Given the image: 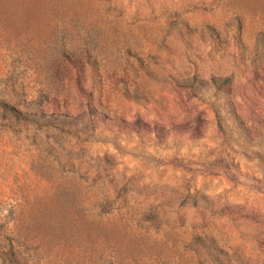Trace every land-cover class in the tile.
Wrapping results in <instances>:
<instances>
[{
  "label": "rangeland",
  "instance_id": "1",
  "mask_svg": "<svg viewBox=\"0 0 264 264\" xmlns=\"http://www.w3.org/2000/svg\"><path fill=\"white\" fill-rule=\"evenodd\" d=\"M0 264H264V0H0Z\"/></svg>",
  "mask_w": 264,
  "mask_h": 264
}]
</instances>
